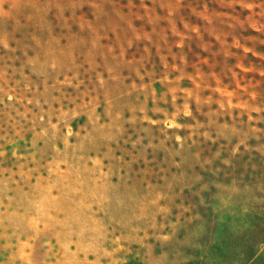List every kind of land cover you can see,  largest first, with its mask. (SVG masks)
<instances>
[{
    "label": "rangeland",
    "instance_id": "374dc122",
    "mask_svg": "<svg viewBox=\"0 0 264 264\" xmlns=\"http://www.w3.org/2000/svg\"><path fill=\"white\" fill-rule=\"evenodd\" d=\"M0 264H264V0H0Z\"/></svg>",
    "mask_w": 264,
    "mask_h": 264
}]
</instances>
